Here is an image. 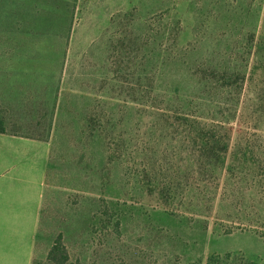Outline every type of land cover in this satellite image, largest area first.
I'll list each match as a JSON object with an SVG mask.
<instances>
[{
  "label": "rangeland",
  "instance_id": "rangeland-1",
  "mask_svg": "<svg viewBox=\"0 0 264 264\" xmlns=\"http://www.w3.org/2000/svg\"><path fill=\"white\" fill-rule=\"evenodd\" d=\"M263 35L264 0H0V130L58 129L32 264H59L60 243L66 264H147L152 247L264 264V203L234 210L247 189L225 187L251 132L227 77L255 96Z\"/></svg>",
  "mask_w": 264,
  "mask_h": 264
},
{
  "label": "crops",
  "instance_id": "crops-1",
  "mask_svg": "<svg viewBox=\"0 0 264 264\" xmlns=\"http://www.w3.org/2000/svg\"><path fill=\"white\" fill-rule=\"evenodd\" d=\"M57 130L47 139L0 130V264L33 263Z\"/></svg>",
  "mask_w": 264,
  "mask_h": 264
},
{
  "label": "trees",
  "instance_id": "trees-1",
  "mask_svg": "<svg viewBox=\"0 0 264 264\" xmlns=\"http://www.w3.org/2000/svg\"><path fill=\"white\" fill-rule=\"evenodd\" d=\"M255 59L257 62L253 64L250 70L248 91H255V96L250 97V93L246 94L244 97V88L245 77L239 79V77H227V89L226 94H238L236 98L238 104L241 103V113L240 118L247 122L249 127L247 129L251 132H246L244 130L239 131L238 141L235 143L234 148L231 150L230 163L227 165V173L225 180V187L228 188L230 185L231 191L233 189L244 188L247 189L243 191L239 198L236 195L234 204L231 200L229 204L237 211H248L249 207L254 205L259 211V205L264 203V159L261 161V158L264 156V135L258 132L260 126L264 124V81L258 83V74L259 70L263 69L264 63H260L259 60L263 61L264 59V35L259 37L256 43ZM261 66V67H259ZM232 75V74H231ZM262 79V78H260ZM243 93V97H242ZM242 97V99H241ZM235 99V98H234ZM242 100V101H241ZM241 101V102H240ZM252 123H250V122ZM246 124V123H245ZM246 129V130H247ZM256 130V131H255ZM262 137L261 143L260 138ZM242 183H245L243 186ZM228 190V189H227ZM256 190V195H259V192L262 193L257 196L258 200H254V204L249 203L251 201L250 192ZM261 190V191H260ZM233 192L225 191L223 193V204L228 206L225 198H229V194ZM255 195V196H256ZM254 196V197H255ZM255 199V198H254ZM249 203V204H248ZM173 215V213H171ZM206 230V229H205ZM63 250L62 261L59 264H66L69 259V253L64 244H56L51 251V259L53 262L57 259L54 257V250L59 249ZM159 248H151L149 251L147 264H201L199 258H194L186 256V254L181 250L180 252H170L171 254L165 253L159 255ZM167 252H169L166 249ZM194 258V259H193ZM207 264H259L248 261L244 256H233L227 254L225 256L213 255L209 257Z\"/></svg>",
  "mask_w": 264,
  "mask_h": 264
}]
</instances>
